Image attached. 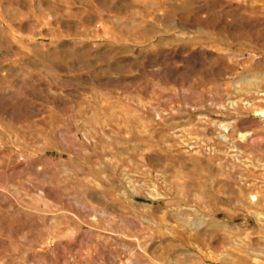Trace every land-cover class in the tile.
Here are the masks:
<instances>
[{
    "label": "rangeland",
    "instance_id": "1",
    "mask_svg": "<svg viewBox=\"0 0 264 264\" xmlns=\"http://www.w3.org/2000/svg\"><path fill=\"white\" fill-rule=\"evenodd\" d=\"M80 1L0 0V264H264V0Z\"/></svg>",
    "mask_w": 264,
    "mask_h": 264
},
{
    "label": "crops",
    "instance_id": "2",
    "mask_svg": "<svg viewBox=\"0 0 264 264\" xmlns=\"http://www.w3.org/2000/svg\"><path fill=\"white\" fill-rule=\"evenodd\" d=\"M82 1H86V0H82ZM82 1H80V4H82V3H81ZM80 4H79V5H80ZM82 8L85 9V10H88V9H90V8H93V6H85V5H84V6H81L80 9L83 10ZM100 13H101V12H100ZM100 13H99V12H96L95 14L99 16V15H101ZM92 15H93V14H92ZM92 15H91V16H92Z\"/></svg>",
    "mask_w": 264,
    "mask_h": 264
},
{
    "label": "bare ground",
    "instance_id": "3",
    "mask_svg": "<svg viewBox=\"0 0 264 264\" xmlns=\"http://www.w3.org/2000/svg\"><path fill=\"white\" fill-rule=\"evenodd\" d=\"M243 69H244V68H243ZM254 80H256V79H254ZM256 85H257V84H256ZM253 86H254V85H253ZM249 87H251V85H249ZM259 87H260V86H259ZM255 106H256V105H255ZM257 107H258V106H257ZM262 110H263V109H262ZM259 111H261V110L259 109ZM260 114H261L262 117H264V111H261ZM242 139H243V138H242ZM240 144H241V143H240ZM229 164H230V163H229ZM214 227H216V226H214ZM217 227L220 228V226H217ZM237 257H238V256H237ZM243 259H244V258H243ZM243 259H241V260H243ZM227 260H228V259H227ZM224 261H225V260H224ZM245 262H246V261H245ZM245 262H244V263H245ZM234 264H235V263H234Z\"/></svg>",
    "mask_w": 264,
    "mask_h": 264
}]
</instances>
